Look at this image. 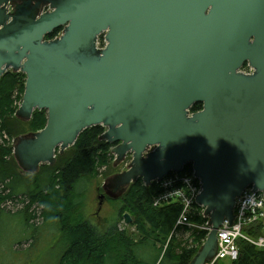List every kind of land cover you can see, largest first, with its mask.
I'll list each match as a JSON object with an SVG mask.
<instances>
[{
	"label": "water",
	"instance_id": "obj_1",
	"mask_svg": "<svg viewBox=\"0 0 264 264\" xmlns=\"http://www.w3.org/2000/svg\"><path fill=\"white\" fill-rule=\"evenodd\" d=\"M12 2L0 0V78L26 76L18 118L47 113L41 130L16 139L20 169L54 165L56 149L96 125L117 161L132 158L104 198L191 164L211 229L188 264H204L236 197L248 185L264 194V0ZM195 103L202 109L191 113Z\"/></svg>",
	"mask_w": 264,
	"mask_h": 264
},
{
	"label": "trees",
	"instance_id": "obj_2",
	"mask_svg": "<svg viewBox=\"0 0 264 264\" xmlns=\"http://www.w3.org/2000/svg\"><path fill=\"white\" fill-rule=\"evenodd\" d=\"M59 32L60 29L54 30L46 39H53ZM98 41L100 46L104 45L103 35L99 36ZM24 84L25 74L21 72L7 71L0 78V130L6 131L12 137L16 135L15 132L19 133V130H15V125L14 127L9 124L18 119L14 115L11 116L16 112L13 97L18 100L22 98ZM18 90L20 93H17ZM201 109L202 104L195 103L190 112ZM46 120V111L35 109L30 120L20 122L24 123L22 126L28 128L27 132L30 133L41 130ZM104 131L105 128L100 125L84 129L75 143L64 152L65 155L69 154L67 158L62 155L60 158L57 153V164H42L39 170L32 174L20 169L21 173L16 171L14 166L10 167L6 158L11 155L12 160H15L13 148L0 146V183L8 180V198H14L13 194H23L28 199L34 198L35 203L42 206L41 216L47 221L45 228L52 223L53 227L56 222L60 224L53 228L63 247L58 264H188L200 248L206 232L193 226H180L173 230L180 203L175 201L164 207H154L152 197L159 191L156 182L147 186L141 178H137L123 195L116 199L121 200L123 206L129 208L134 216V224L141 236L136 242L115 226L99 234L95 227L81 219L75 211L79 204L75 200L76 185L95 177L100 168L112 161L111 149L115 144L100 139ZM22 133L21 135L24 134ZM183 172L191 173V164H186ZM206 221L200 207L195 206L190 222L201 225ZM41 230L39 229L36 240ZM256 233L262 235L264 231L260 229ZM28 236L27 239H35L32 231ZM215 264H264V250L240 241L236 260H220Z\"/></svg>",
	"mask_w": 264,
	"mask_h": 264
},
{
	"label": "rangeland",
	"instance_id": "obj_3",
	"mask_svg": "<svg viewBox=\"0 0 264 264\" xmlns=\"http://www.w3.org/2000/svg\"><path fill=\"white\" fill-rule=\"evenodd\" d=\"M12 5L13 4H11V6ZM17 93H20L19 90ZM21 101L22 98L18 100L13 97V107H15L16 111L19 108ZM13 115L18 118L16 112L11 114L12 117ZM18 119L9 123L17 127L15 130H19L18 134L15 132L16 135L14 137L10 136L6 131L0 130V146L7 149H9V147L13 148L17 137L21 136L23 130V135L35 133L31 131L28 133V128L22 126L24 123L22 124V122H20L22 120ZM0 120L2 119L0 118ZM57 153L59 152L56 149L55 156ZM61 155L65 156V158L69 156L68 153L66 155L63 153L60 154V158ZM111 156L112 161L110 160L105 164L106 166L100 168L95 177L86 179L85 182H83V180L81 181L82 183L76 185L75 200L79 202V204L75 208V211L81 219L95 227L99 234H103L105 231L115 226L119 231H123L127 237L131 238L133 242H136L141 236L134 224V216L132 212L129 208L123 206L121 200L111 199L107 196L104 198L105 192L103 190V185L107 183L108 179L113 178L128 169L132 159L131 154L128 153L122 160L117 161L116 156L111 149ZM6 160L7 163H10V167L14 166V169H17L16 171L21 172L20 167L17 166L18 164L16 160H12L11 155H8ZM57 161L60 162V160ZM55 164H57V162H55ZM7 181L8 180H6L5 183H0V264H58V259L63 247L59 241L60 238L55 232L56 230H53V228L58 227L60 224L56 222L54 227L53 223L49 224L46 227L49 231L46 230L45 222L47 221L41 216L42 206L38 203L36 204L34 198H31V200L29 197L28 199V197L23 194H13L14 198H8L9 190L6 188ZM179 185V183L173 184L171 189H168L167 187L160 188L152 197V205L154 207H164L167 204H173L175 201L177 202L178 200L176 198H172L174 197L172 193L175 187ZM128 186L125 188V191ZM106 189L108 191L112 190L111 187H107ZM102 196L103 198H101ZM166 197H168V199H166ZM178 206L180 207L179 214L173 230L176 227L186 226L177 223L179 215L182 212L181 203ZM124 214L130 216L131 222L129 224L125 223L123 218ZM24 220L28 225L27 231L25 230L26 227ZM189 224H193V222H190L189 220ZM196 227L200 229L199 226ZM39 229L42 230L36 240ZM259 230L260 228H257V231ZM31 231L32 234H35V239H27L29 237L28 233ZM253 235L255 236L254 233ZM256 235H259V233H256ZM260 249L263 250V247Z\"/></svg>",
	"mask_w": 264,
	"mask_h": 264
},
{
	"label": "built area",
	"instance_id": "obj_4",
	"mask_svg": "<svg viewBox=\"0 0 264 264\" xmlns=\"http://www.w3.org/2000/svg\"><path fill=\"white\" fill-rule=\"evenodd\" d=\"M156 183L159 189L164 187L171 189L173 184H180L175 187L172 193L174 196L172 198H176L182 205V212L177 223L196 227L197 225L195 224H189V220L192 212H194V207L198 206L195 199L201 191V182L193 175V172H171ZM200 209L205 217L203 208L200 207ZM263 209L264 194L261 191L254 190L252 185H249V188L243 192L242 197L236 202L233 210V221L229 222L227 220L229 223L225 221L218 228L217 251L214 259L206 264H213L215 261L220 260H236L239 255L240 241L250 243L257 249L262 247L264 249V235H258L255 239L252 232L253 228L260 224L259 222L264 221V219L258 221L263 216ZM199 228L203 229L202 225Z\"/></svg>",
	"mask_w": 264,
	"mask_h": 264
},
{
	"label": "bare ground",
	"instance_id": "obj_5",
	"mask_svg": "<svg viewBox=\"0 0 264 264\" xmlns=\"http://www.w3.org/2000/svg\"><path fill=\"white\" fill-rule=\"evenodd\" d=\"M249 188V185L248 186H246L244 189H243V191L241 192V194L238 196V197H236V199H235V204H234V207H233V210H234V208H235V205H236V202L242 197V194H243V192H245L247 189ZM233 217H234V215H233ZM206 219H207V221L204 223V224H201L202 225V228L203 229H200V230H203V231H205L206 232V236H205V239H206V237H207V234L209 233V231H210V229H211V226L209 225V223H208V217H206ZM264 219V209H263V216L258 220V221H262ZM225 221H227V219H224L222 222H221V224L218 226V228L221 226V225H223V223L225 222ZM229 221V220H228ZM227 221V222H228ZM233 221V218H232V220H231V222ZM230 222V221H229ZM228 222V223H229ZM260 224L258 225V226H256L255 228H253V230H252V232L255 234V236H258V235H256V231H257V228H260V229H262L263 231H264V221L263 222H259ZM195 225H197V224H195ZM201 225H197V226H201ZM195 228H197V227H195ZM218 228H217V230H218ZM259 235H261V234H259ZM262 235H264V234H262ZM216 237H217V244H218V234H217V231H216ZM205 239L203 240V242L205 241ZM203 242H202V244H203ZM201 244V245H202ZM201 247V246H200ZM264 250V249H263ZM198 251V250H197ZM215 256V255H214ZM214 256H212L211 258H209V259H207L205 262H204V264H206V263H208V261H212L213 259H214ZM216 263V261L213 263V264H215Z\"/></svg>",
	"mask_w": 264,
	"mask_h": 264
},
{
	"label": "flooded vegetation",
	"instance_id": "obj_6",
	"mask_svg": "<svg viewBox=\"0 0 264 264\" xmlns=\"http://www.w3.org/2000/svg\"><path fill=\"white\" fill-rule=\"evenodd\" d=\"M26 0H13V2L11 3V4H13L12 6H11V4L9 5V9L10 10H12L13 9V7L15 6V5H17V4H21V3H23V2H25ZM30 2H31V4H34V2L36 1V0H29ZM47 9H46V6L45 5H43V4H41V11H46ZM247 69V64L246 63H244L243 65H242V67L240 68V71H245Z\"/></svg>",
	"mask_w": 264,
	"mask_h": 264
}]
</instances>
